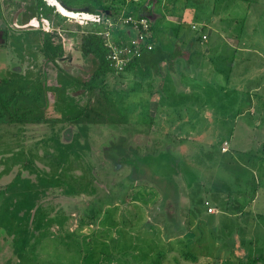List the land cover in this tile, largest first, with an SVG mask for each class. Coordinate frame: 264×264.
<instances>
[{"label":"rangeland","instance_id":"rangeland-1","mask_svg":"<svg viewBox=\"0 0 264 264\" xmlns=\"http://www.w3.org/2000/svg\"><path fill=\"white\" fill-rule=\"evenodd\" d=\"M104 1L99 23L136 38L122 21L130 0ZM37 2L0 0V79L25 92L46 81L44 118L64 121L0 123V264H264V0H135L160 44L181 49L169 74L180 89L168 96L166 78L149 87L136 69L115 72L108 89L132 113L102 125L67 119L89 94L42 52L44 37L26 35L51 33L72 71L90 63L81 38L91 23ZM161 97L172 100L164 110ZM159 153L146 169L142 158ZM171 227L179 234L167 238Z\"/></svg>","mask_w":264,"mask_h":264},{"label":"trees","instance_id":"trees-1","mask_svg":"<svg viewBox=\"0 0 264 264\" xmlns=\"http://www.w3.org/2000/svg\"><path fill=\"white\" fill-rule=\"evenodd\" d=\"M63 2L67 8L72 9L76 12H81L84 9H88L91 13L100 14L104 11L107 6L104 0H59ZM173 6H174V0ZM126 2V0H124ZM36 8L46 7L42 13L45 15L49 14L50 9H54V5H47L45 0H38L36 3ZM51 6H53L51 8ZM124 7V5H123ZM139 4L135 3V0H130L126 3V11L122 18V21L127 17L141 18L146 17V14L140 13L138 11ZM109 8V7H108ZM150 35L146 39V43H151L152 48L149 49L147 46L143 45V53L140 56L134 57L128 64L123 67L119 73H124L126 71H131L136 69L142 76V78H151L149 80L148 86H154V81H158L161 78V71L163 66L166 68V76L164 82H168L169 74L175 70L177 66L176 60L181 56V49H168L165 45H161L155 31V21L150 20ZM121 21V22H122ZM90 22V21H89ZM93 27L90 26L87 33L82 35L81 38V50L83 54L89 60V65L85 68L81 65L78 69H67L66 67L60 65V61L64 60L67 53L64 51V46L61 42H56L53 39L51 33H46L45 31L36 30L34 32L27 30V39L33 43L39 35L44 37L41 42L42 52L48 56L49 60L54 62L57 67L64 73V77L68 82L73 81L77 85H80L88 94V100L82 104L80 111L75 114L68 115L67 119L73 123H84L93 125L102 124H120L126 123L129 120L131 110L128 106L124 105L123 101L118 97L113 96L116 94L115 89H108V77L114 75L116 69L112 60L109 59V55L113 52V47L108 43V38L104 36V32L109 29V34L112 37L113 43L118 47H125L131 45L132 31H122V25L119 29L116 27L108 28L107 26L98 23L90 22ZM126 23V22H125ZM123 23V24H125ZM133 28V22L126 23ZM92 27V28H91ZM142 28V25H141ZM145 31V30H144ZM34 35V37H32ZM30 46V44L28 43ZM40 45V43H39ZM35 45H31L33 47ZM170 48V47H169ZM70 58V57H68ZM66 58V59H68ZM69 60V59H68ZM84 72V74L82 73ZM82 73V74H81ZM9 81L6 79H0V123H39L41 121L45 122H61L64 120L59 119H48L44 118V113L49 107L48 101V84L46 81L40 84L38 87L34 88L31 92H25L22 89H7ZM162 90V89H161ZM163 93V91H160ZM142 121L151 123L154 120L153 116H149L146 110L142 109ZM64 119V118H63ZM165 157L164 153H159L157 155H146L142 158L143 161H147L148 166H144L146 169L157 167L156 163L160 161L161 157ZM262 158H264V155ZM166 158V157H165ZM159 165V164H158ZM150 166V168H149ZM145 169V170H146ZM168 176L172 174L168 173ZM164 202L169 197L164 195ZM230 202V201H228ZM174 224L175 221L171 220ZM176 226V225H175ZM171 231L167 232V238H172L177 236L179 231L176 228H170ZM240 264H247L245 260L247 258L239 257ZM260 258V257H259ZM258 257L254 258L250 264H255L258 262ZM157 264H161L157 261Z\"/></svg>","mask_w":264,"mask_h":264},{"label":"built area","instance_id":"built-area-1","mask_svg":"<svg viewBox=\"0 0 264 264\" xmlns=\"http://www.w3.org/2000/svg\"><path fill=\"white\" fill-rule=\"evenodd\" d=\"M78 14L82 16V19L89 20L90 22H102V18L100 14L97 13H91V17H85L83 16V12H78ZM126 19H129L128 22H133V28L134 30H138L140 33L136 36V38L131 39V45L128 44V46L125 47H118L114 43L108 39V43L113 47V52L111 55H109V59L112 60V63L114 64V67L116 69V72H120L123 70V67L128 64L134 57L140 56L143 53V45L147 46L149 49L152 48L151 43H146V39L150 35V22L149 19L146 17L141 18H132L127 17ZM125 19V20H126ZM142 25V28H141ZM195 27V26H194ZM145 30V31H144ZM110 35V34H109ZM203 37L206 39L207 35H203ZM212 211V209H210ZM213 212V211H212Z\"/></svg>","mask_w":264,"mask_h":264},{"label":"crops","instance_id":"crops-1","mask_svg":"<svg viewBox=\"0 0 264 264\" xmlns=\"http://www.w3.org/2000/svg\"><path fill=\"white\" fill-rule=\"evenodd\" d=\"M50 4H52V5H54L53 3H51V2H49ZM57 8V7H56ZM58 9V8H57ZM59 11V10H58ZM172 17H176V16H172ZM230 39V38H229ZM232 46H234V45H231V51L233 52H230L229 53V58L230 57H232V55L233 54H235V53H237V48L234 46V47H232ZM189 59H190V57H189ZM188 61V60H187ZM222 69H223V66L221 67ZM221 68H219V71L218 72H222V69ZM166 70H162L161 71V73H162V75H161V78L163 79V77L164 76H166ZM165 73V74H164ZM172 73H173V76H174V78L176 79L177 77H178V73H179V69H177V66H176V68H175V70L174 71H172ZM162 79H160V80H162ZM164 81V80H163ZM168 83V91H167V93H168V96H170L173 92L174 93H177V91L179 92V89H180V83L179 82H177V81H175V80H171V79H169L168 80V82H164V87L166 86V84ZM160 89V88H159ZM162 98V97H161ZM163 99V98H162ZM161 99V100H162ZM172 103V100L171 99H169V97L168 98H164L163 100H162V104L164 105V106H162V108H163V110H164V107H165V105H170ZM256 104V103H255ZM160 107H161V105H160ZM257 108V104L255 105V108H254V110ZM159 112H161L160 110H158L157 109V111H156V116H158V113ZM164 112H166V113H170V109H168V111H164ZM261 115H264V111L261 113ZM258 124L260 123V121L259 122H257ZM231 141L229 140V143H230ZM228 143V141H225L224 142V144L222 145L223 147H222V150H224V151H228V150H225V147H226V145L225 144H227ZM260 147L259 146H257L256 148H254L253 150H252V154L253 155H257L258 154V156H260L261 155V150L259 149ZM255 150H256V152H255ZM246 151V150H245ZM244 151V152H245ZM252 156L250 155V157H249V159H248V162H246L247 160H244V163H248L250 166L252 165L251 163H252ZM243 163V164H244ZM264 161H262L261 162V164H260V168H261V172H262V170H264ZM257 199H260V196H259V198H257ZM256 200V198L253 200V201H255ZM229 208H235L236 210L235 211H237V213H239V214H241L242 213V209H244L242 206V204L240 203V202H235V203H230V202H228V205H227ZM212 213H214V212H212ZM259 213V212H258ZM257 212H255V214H254V216L257 218L258 216L257 215H260V213L258 214Z\"/></svg>","mask_w":264,"mask_h":264},{"label":"bare ground","instance_id":"bare-ground-1","mask_svg":"<svg viewBox=\"0 0 264 264\" xmlns=\"http://www.w3.org/2000/svg\"><path fill=\"white\" fill-rule=\"evenodd\" d=\"M46 1L53 3L54 6L57 7L59 12L62 13L63 15L72 16L74 18L79 16L78 12L67 9L66 7H64V5H62V3L59 0H46ZM50 5H52V4H50ZM83 14H84L83 16H85V17H91L90 12L83 11ZM34 21H36V20H34Z\"/></svg>","mask_w":264,"mask_h":264},{"label":"water","instance_id":"water-1","mask_svg":"<svg viewBox=\"0 0 264 264\" xmlns=\"http://www.w3.org/2000/svg\"><path fill=\"white\" fill-rule=\"evenodd\" d=\"M61 3H62V5H64V7H66V5L63 2H61ZM67 9H69V8H67ZM69 10H72V9H69ZM72 11H74V10H72ZM83 11H88L89 12L88 9H84ZM214 222H215V214L214 213H210V215L208 217V223L210 225H213Z\"/></svg>","mask_w":264,"mask_h":264},{"label":"clouds","instance_id":"clouds-1","mask_svg":"<svg viewBox=\"0 0 264 264\" xmlns=\"http://www.w3.org/2000/svg\"><path fill=\"white\" fill-rule=\"evenodd\" d=\"M81 12H83V11H81ZM90 12V11H89ZM91 13V12H90Z\"/></svg>","mask_w":264,"mask_h":264}]
</instances>
